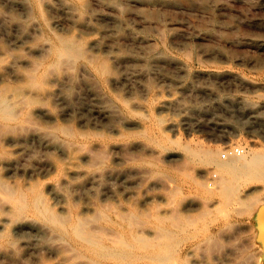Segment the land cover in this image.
I'll use <instances>...</instances> for the list:
<instances>
[{
  "label": "bare ground",
  "instance_id": "obj_1",
  "mask_svg": "<svg viewBox=\"0 0 264 264\" xmlns=\"http://www.w3.org/2000/svg\"><path fill=\"white\" fill-rule=\"evenodd\" d=\"M165 1L149 0L152 3ZM12 2L20 5L22 14L0 12V248L8 240L4 229L11 225L15 235L22 237L18 245L23 255H28L29 264H81L85 258L87 264H195L191 257L195 246L178 250V241L174 238L183 232V225H191L193 220L175 223L173 218L154 212L150 214L151 219L138 220L133 209L124 212L117 206L107 207L98 201H81L88 189L96 191V182L101 177L125 174L114 167L102 172L100 167L104 158L92 161L93 154H117L121 148L133 145L131 141L124 145L118 140L119 135L126 138L130 134L121 131L116 122L124 118L125 112H133L131 105L127 99L106 89L107 84L119 85L125 79L129 83L134 75L144 70L143 67L126 69L122 66L123 61L137 59L133 50L122 53L117 44L103 40L107 35L118 37L122 20L112 17V26L98 29L92 22L98 13L88 9L87 0ZM113 2L118 5L116 0ZM54 9L65 13V23L55 15L48 20L46 10ZM85 29L96 30L98 35L87 37ZM127 31L133 42L146 43L143 49L155 51L159 48L149 42L148 34L133 29ZM155 33L162 43L159 45L166 47L164 27L157 25ZM180 33L185 37L193 34L173 30L171 35ZM255 42L264 50V39ZM176 43L179 49L187 46L186 40ZM179 64L183 69L186 66L184 62ZM215 74L264 89V80L249 79L231 69L218 70ZM75 86L77 90H74ZM73 90L77 91L78 101L72 99ZM89 94L96 102L91 113L92 119L98 121L94 128L100 130L82 128L89 118L79 120L78 126L72 120V116L81 117L87 112L88 104L85 106L80 99ZM261 95L263 100L259 103L243 99L242 106L249 113L264 107V92ZM57 103L64 107L60 113L54 107ZM141 106L144 116L150 118L143 123L141 134L156 146L166 147L163 128H174L178 121L164 120L162 128L157 125L160 121L153 119L151 109ZM160 106L175 107L182 113V120L190 119L191 108L179 97L165 98ZM34 140L45 149L61 152L64 159L55 156L46 159L45 154L38 157L35 164L26 165L27 161L36 158V151L31 145L29 147V142ZM185 151L188 158L202 156L214 164L220 171V181L229 186L228 190L234 177L247 175L264 181V156H249L244 152L225 157L226 152L222 158L217 147L197 149L186 146ZM78 157L89 164H79ZM114 161L116 164L121 162L117 158ZM42 171L48 173L46 178H40ZM251 214L264 246V202ZM146 225L154 228L151 235L143 232ZM41 250H47L48 257H53L51 263Z\"/></svg>",
  "mask_w": 264,
  "mask_h": 264
},
{
  "label": "rangeland",
  "instance_id": "obj_2",
  "mask_svg": "<svg viewBox=\"0 0 264 264\" xmlns=\"http://www.w3.org/2000/svg\"><path fill=\"white\" fill-rule=\"evenodd\" d=\"M113 1L87 0V5L98 13L92 22L100 30L114 24L112 17L122 20L118 37L107 35L103 40L117 44L122 53L133 50L137 59L123 61L126 69H144L129 80L130 84L125 79L119 85H106L110 93L127 99L131 105L133 112H125L124 118L116 121L119 129L130 135L126 138L115 135H119L118 140L124 145L130 141L133 145L128 146L130 149L121 148L117 154H93L92 161L104 158L102 172L114 167L125 174L101 177L96 182V191L88 189L81 201H98L107 207L117 206L124 212L133 209L138 220L149 219L153 212L165 214L176 220L175 223L193 220L191 225H183V232L174 238L178 241V250L195 246L191 256L195 264H264V246L251 214L264 202V181L247 175L234 177L228 190L229 186L220 181V171L214 164L202 156L188 158L185 151L186 146L217 147L222 158L226 152L225 157L244 152L249 156H264V107L249 113L241 103L243 99L253 103L262 101L263 87L241 84L215 74L218 70L231 69L246 78L264 80V50L255 45L256 39H264V0H166L162 3L116 0L117 6ZM0 12L22 14L20 5L12 0H0ZM45 15L48 20L55 15L65 23V13L60 9L46 10ZM159 24L167 34L164 48L155 33ZM128 29L148 34L149 42L159 48L143 49L146 43L133 42L126 34ZM173 30L193 34L171 35ZM84 34L87 37L98 35L96 30L88 29ZM178 40H186L187 46L179 49ZM180 62L186 64L184 69ZM77 89L75 86L74 90ZM74 90L72 99L78 101ZM174 96L191 108L189 120H182V113L175 107L160 106L163 99ZM80 100L85 106L88 104V108L81 117L72 116L75 125L89 118L82 128L100 130L94 128L98 121L91 115L96 102L90 94ZM141 105L151 109L153 119L159 120L157 125L162 128L164 120L178 121L174 128H163L166 147L156 146L141 134L143 123L150 120L144 116ZM54 107L58 113L64 109L61 103ZM30 145L36 151V158L26 165L35 164L36 159L45 154L46 159L51 160L53 156L64 159L61 152L45 149L36 140L29 142ZM233 148H238L237 152H233ZM115 158L121 160L120 164L115 163ZM77 162L86 164L88 161L78 157ZM39 176L43 179L48 173L42 171ZM146 226L143 232L151 235L154 228ZM13 228L7 225L4 229L8 240L0 248V264H29L28 255H23L19 246L22 237L15 235ZM9 240L12 242L8 243ZM41 254L50 255L47 250H41ZM48 258L51 263L53 257Z\"/></svg>",
  "mask_w": 264,
  "mask_h": 264
},
{
  "label": "built area",
  "instance_id": "obj_3",
  "mask_svg": "<svg viewBox=\"0 0 264 264\" xmlns=\"http://www.w3.org/2000/svg\"><path fill=\"white\" fill-rule=\"evenodd\" d=\"M236 151H237V149H236Z\"/></svg>",
  "mask_w": 264,
  "mask_h": 264
}]
</instances>
